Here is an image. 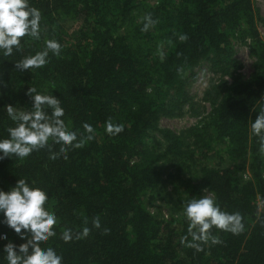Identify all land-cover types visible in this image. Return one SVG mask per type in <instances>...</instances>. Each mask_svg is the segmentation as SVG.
Returning <instances> with one entry per match:
<instances>
[{"label": "trees", "instance_id": "1", "mask_svg": "<svg viewBox=\"0 0 264 264\" xmlns=\"http://www.w3.org/2000/svg\"><path fill=\"white\" fill-rule=\"evenodd\" d=\"M30 2L42 13L41 39L24 37L20 52L0 55V137L14 126L4 105L29 109L25 93L32 87L60 99L69 130L82 134L88 123L95 131L67 159H49L60 147L52 145L51 152L24 160H0V190L24 178L49 194L47 206L59 222L57 235L41 247H54L63 264H264V149L250 128L264 108V41L253 0ZM147 14L157 23L142 31ZM181 34L187 40L180 41ZM48 39L62 45L59 56L49 53L41 69L15 67ZM234 42L246 45L255 60L248 79L238 74ZM203 61L224 78L209 92L210 112L185 135L161 129L160 118L179 109L191 71ZM109 119L124 130L106 134ZM213 158L220 166H200ZM161 162L185 174L182 214L167 220L144 206L145 195L162 183ZM205 193L223 210L239 212L244 230L233 235L213 228L222 243L196 252L180 244L187 233L183 206ZM94 218L100 229L92 228ZM85 226L87 237L62 240L65 228ZM0 233L8 237L0 248L24 242L4 225ZM5 255L0 251V264H7Z\"/></svg>", "mask_w": 264, "mask_h": 264}, {"label": "clouds", "instance_id": "2", "mask_svg": "<svg viewBox=\"0 0 264 264\" xmlns=\"http://www.w3.org/2000/svg\"><path fill=\"white\" fill-rule=\"evenodd\" d=\"M41 19L40 9L32 6L30 0H0V55L8 57L14 51L20 52L24 37L40 40ZM142 19V31H148L157 23L150 14ZM178 38L180 41L187 40L185 34ZM61 49L62 45L56 39H48L40 51L24 56L15 62V67L21 72L41 69L49 62V53L59 56ZM25 95L31 100L29 109L13 104L4 105L3 109L14 126L7 128V137H0V160L13 156L24 160L42 149L51 152L52 145L60 147L58 153L50 154L49 159H67L68 151L81 148L86 140L94 139L95 131L88 123L82 124V134L69 130L64 120L65 110L56 96L39 92L35 87L28 88ZM250 128L251 134L264 149V108L252 120ZM123 130V125L112 123L111 119L105 124L108 135L116 136ZM48 201L49 194L45 189L24 178H19L8 191L0 190V225L12 230L24 241L20 244L8 241L0 248L6 254L4 259L7 264H63L62 255L54 247H41L57 235L55 228L59 222L55 211L47 206ZM183 215L187 221V233L180 238V244L196 252L203 251L204 244L222 243L219 236L212 233L213 228L233 235L244 230L242 215L223 210L214 194L188 200L183 206ZM91 223L92 228H101L99 218H94ZM89 232L87 226L79 232L65 228L61 238L68 243L87 237ZM107 232L108 229H104V233ZM6 240L7 235L0 233V241Z\"/></svg>", "mask_w": 264, "mask_h": 264}, {"label": "rangeland", "instance_id": "3", "mask_svg": "<svg viewBox=\"0 0 264 264\" xmlns=\"http://www.w3.org/2000/svg\"><path fill=\"white\" fill-rule=\"evenodd\" d=\"M253 5L260 17L257 27L264 41V0H253ZM233 46L234 58L239 66L238 74L248 79L254 70L255 60L250 56L246 45L234 42ZM223 79L220 73L211 70L209 62H201L191 71L187 80L184 88V102L172 115L161 117L159 127L175 135H185L189 129L199 125L212 108L208 96L211 88ZM192 142L190 139L187 143ZM221 154L218 153L219 156ZM218 162L219 159L213 158L208 162L201 161L200 166L217 167ZM159 165L164 172L162 183L155 191L145 195L144 206L152 215L160 219L176 218L182 214V205L178 202V196L185 174H180L175 167L169 168L166 162H161ZM247 178L248 174H245L244 179ZM208 194L205 193V195Z\"/></svg>", "mask_w": 264, "mask_h": 264}]
</instances>
